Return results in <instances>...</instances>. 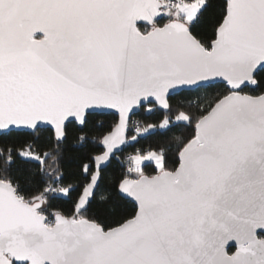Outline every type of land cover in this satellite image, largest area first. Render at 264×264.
Listing matches in <instances>:
<instances>
[{"label":"snow or ice","instance_id":"snow-or-ice-1","mask_svg":"<svg viewBox=\"0 0 264 264\" xmlns=\"http://www.w3.org/2000/svg\"><path fill=\"white\" fill-rule=\"evenodd\" d=\"M0 264H264V0H0Z\"/></svg>","mask_w":264,"mask_h":264},{"label":"trees","instance_id":"trees-1","mask_svg":"<svg viewBox=\"0 0 264 264\" xmlns=\"http://www.w3.org/2000/svg\"><path fill=\"white\" fill-rule=\"evenodd\" d=\"M178 97H174V100L177 99ZM116 116L114 113L109 112V113H95L93 116V120L96 123V125L103 124L104 129L106 130L109 126L113 125L116 121ZM136 120L146 123V122H154L158 119H160V114H146L143 111L139 112L136 117ZM175 133L178 134H187V132L183 129H173L172 130ZM74 134L75 130L73 129V133L70 134L69 141L67 142L66 145H64L63 148V155H62V167L66 170L67 172V179L68 180H74L78 178V172H79V165L81 163L82 158L84 155L91 151L95 145H89L88 148H82L81 146L77 145L74 141ZM170 136L171 133H162V132H157L153 134L146 135L144 138L140 140V144L137 145L139 146H148V145H155L158 141L161 139L165 138V136ZM128 151H131V149H125L124 152L118 153L120 156V159L123 160L125 158V155ZM29 167H35V165H29ZM120 174V165L117 160H113L111 164L105 169V178L106 180L109 179H115L119 176Z\"/></svg>","mask_w":264,"mask_h":264},{"label":"water","instance_id":"water-1","mask_svg":"<svg viewBox=\"0 0 264 264\" xmlns=\"http://www.w3.org/2000/svg\"><path fill=\"white\" fill-rule=\"evenodd\" d=\"M109 112H112V111H104V112H98V113H109Z\"/></svg>","mask_w":264,"mask_h":264}]
</instances>
